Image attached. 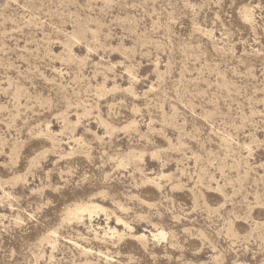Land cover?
Segmentation results:
<instances>
[{
    "label": "rangeland",
    "instance_id": "rangeland-1",
    "mask_svg": "<svg viewBox=\"0 0 264 264\" xmlns=\"http://www.w3.org/2000/svg\"><path fill=\"white\" fill-rule=\"evenodd\" d=\"M0 264H264V0H0Z\"/></svg>",
    "mask_w": 264,
    "mask_h": 264
},
{
    "label": "bare ground",
    "instance_id": "bare-ground-1",
    "mask_svg": "<svg viewBox=\"0 0 264 264\" xmlns=\"http://www.w3.org/2000/svg\"><path fill=\"white\" fill-rule=\"evenodd\" d=\"M85 210H88V208H85V209H81V208H79V209H77L78 212H80V211H85ZM75 212H76V211H75Z\"/></svg>",
    "mask_w": 264,
    "mask_h": 264
}]
</instances>
